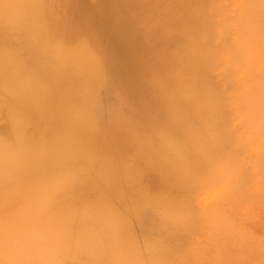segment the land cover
I'll use <instances>...</instances> for the list:
<instances>
[{"label":"bare ground","instance_id":"obj_1","mask_svg":"<svg viewBox=\"0 0 264 264\" xmlns=\"http://www.w3.org/2000/svg\"><path fill=\"white\" fill-rule=\"evenodd\" d=\"M219 1L220 0H214V4L217 3V5H212L213 0H208L206 2L204 0L205 3L203 2V0H91L88 2L83 0H0V139L14 142L18 144L22 150V163L20 169L8 177L1 176L0 178H3V180H9L12 179L13 176L15 178L17 175V179L21 180L22 175L25 174L28 178L24 182H22V180L19 181V192L23 190L26 193L28 191L30 194L32 193L34 195L33 198L32 196H28L31 197L30 199L32 200H23V202H20L16 197L18 191L14 192L13 189H8L9 186L6 187L7 189L4 191H2L3 189L0 190V218H3L2 220H0V259L2 260V264H9L3 263L4 261L12 262L13 264L14 262L15 264H99V262L101 261L100 263L103 264L102 262L104 260L109 262L108 264H120L121 262V264H123L124 261L127 259H123L125 257L119 256V253L122 252L121 255H123V253L129 255V253L132 254L134 250L136 252H134L132 255H129V258H131L133 255L134 256L131 258L132 260L130 259L131 262L127 260V264H129L128 262H130L131 264H133V262L134 264H138L137 262L142 260L144 257L146 261L149 259H147V256H149V254L146 255L147 253L139 255L137 252L138 250H136V247L137 249L139 247H143L141 249H146L148 252L156 250L154 248L158 246V244L160 243L159 241L161 239L164 240V237L162 236L164 230H168L170 224H172V220H174L172 218H174V216L176 215L178 216L179 214V211L177 212L178 214H176V210H178L181 206L179 208H176V204H182L183 207H185L184 203H187V200H189V195H191L192 193V191L190 190L192 186L190 187V185H193V182L194 185L196 182H198L200 186L202 184H206V179H204V181H200V179H198L199 176H194V174L196 173H192V171H199V168L201 166H209L211 161L208 159L210 161L208 162L207 158L204 157L205 155H203V152L205 147L211 143L210 141L215 137L217 131L219 132L220 130V132H222V130L224 129L227 130V125H222L223 120L226 117L228 118V116L233 114V112H236V114H233L234 116L239 113L238 111H240L242 114V112L244 111L243 107H246L247 103L249 105L251 103L252 104L251 106L246 107L250 108V110L245 109V112L248 110V112H250L253 109L254 111H258V114L262 113L260 111L264 112V106L259 105L261 103L262 98L264 100V94H261L263 93L262 89L264 87V84L262 83V87L261 82L258 81V83H260L259 85L261 86H258V84L255 85L256 82H254L258 80V78L259 80L261 78L263 79L264 76L262 77L259 74L260 77L257 75L258 77L256 76L257 78L255 80L253 76H255L254 74H256V72H253L255 69L252 70V68L255 67L256 64L258 65V67H260L258 72L262 71L261 69L264 68V61L259 58V56L263 57L264 48L261 47L262 44H260V42V45L257 44L260 39H257L258 41L255 39V37L258 36L257 34L263 36L264 32L258 33L257 30H259L260 27H254L256 25V21L255 24L253 21L255 19L254 16L256 15H254L253 12H258L260 15L261 12H259V10L263 11L264 6L262 7V5H260V7L258 5L257 7L260 8H258L259 10L256 11L257 7H255V5H253L252 3L257 4V0L256 2H254L255 0H251V3L250 0H243L246 2L245 5H243L241 2V4L243 5H241V12H248V14H246L247 17H245V14L239 13L245 17L242 18V20L244 19L245 22L247 21L249 23L245 24V26H243L244 20H241L242 16H240L239 14V16L229 15L231 17L230 19H233V21L235 17L234 22L237 21L240 24L242 21L241 27H245L247 30L246 31L245 28L241 29L240 25L237 27L238 24L236 23L237 25L235 27H237V29L234 27V30L236 31H234L236 33V37H234L237 38V40L241 39L243 37L242 35H244L245 32H248L247 34L245 33V37L247 38V36L251 32L250 36L243 43H240L243 38L239 41L240 45L238 44V47L236 48L240 49V53L237 51L236 48H234L235 51H237L236 53H238L237 57L235 58L236 53L233 50V47H231V44L234 43L232 46H237V44H235V40L230 39L232 35L229 36V30L226 29L227 27H229L228 23H226L227 25L224 24L227 19H223L225 17L227 18L228 15L224 16L223 18L221 17V15L228 13L225 11L228 9H224V6L227 3L224 5L223 0V3H221L223 7L222 10V8L218 9V7H220ZM229 1L231 2L232 0H228V4ZM248 2L251 8L249 7ZM261 2L259 1L258 3L263 4L264 1ZM231 3L233 4V2ZM206 4H208V7H210L209 5H211L212 10L207 11L206 8L208 7H206ZM251 4L253 6H251ZM213 6H216L215 9L217 8L216 13H213L215 11ZM228 7L230 9V6ZM238 7H236V9L234 7L235 11L238 10ZM248 7L249 9H252L253 7L255 10H248ZM221 10L222 13L217 12ZM223 11H225V13H223ZM263 13L264 12H262V14ZM216 14L220 18H222L221 20L223 22L219 20L220 23H223L225 25L224 27V25L222 24L221 28L218 25V21V24H216L217 28L219 26L220 30L226 29L225 31H228L226 35H223L224 30L220 32L221 36H224V38L222 39L226 41L224 42L226 46L223 45L224 40L222 41V43H220V41L222 40L220 39L221 36L218 41L219 43H215L216 39L212 38V36L219 37V33V35L217 33H214L216 35H214L213 33L210 34V31L217 32L215 29L216 25H214L215 23H212V26L209 25V28L214 26L213 28L215 31H213V28H211L212 30H209V28L207 29V22L210 24V21L213 20ZM250 15L254 17H251L252 21L250 20ZM259 15H256V18H258V20L260 18L263 21L264 16L262 17ZM237 16L240 20L236 18ZM247 18L249 21L246 20ZM217 19L218 18L215 17V20ZM262 21H260V24H258L257 22V26L262 25ZM246 25L250 26V28H248L249 31ZM241 30H245V32H241ZM263 30L261 29V31ZM255 31L257 34L255 33ZM200 34H205V36H200ZM238 34L241 36V38L237 37L239 36ZM252 34H255V36H252ZM206 35L210 37H208L209 40ZM260 35L258 37L261 38ZM205 37L207 38V40ZM228 38L230 42L232 40L231 44L227 43ZM262 38L264 41V36ZM210 39H213L211 41L212 43L209 42ZM248 40H250V44H253V46L249 44ZM252 40H254V43L252 42ZM227 44L229 47L227 46ZM254 44L258 46L255 47ZM229 49H232V51H230V53L232 52L230 54L231 61L229 60V62H234V58L236 59V61L239 59L238 61H242L240 65L242 67L245 64L244 60L240 58L243 56V54L241 56L242 52L245 53L244 55H255V57L252 58L253 61L251 59L252 56L247 59L248 62L250 61L252 63L251 68V63L249 65V63H247V61L245 60V62L249 65V69L248 67H244L246 68V71H248L244 72L241 77L244 78L245 75V83L248 82L246 79L250 78L249 80H254L252 81L254 82V84L252 82L251 83L254 85L255 88L252 85L249 86L250 84L247 83L249 87L247 86L245 90L250 88L252 92H257V94L259 93V97L256 96V94L254 93H250L249 99L253 97V100H255L250 102L248 98L245 99L246 96H249V94L246 95L247 93L244 91L245 93H243L242 98L245 100H240V103L242 102L241 106L243 105V107H241L239 103L238 106L237 104L235 105V103L231 102L232 109L233 107L235 108V106H237L240 109L242 108L243 110L241 109V111L239 108L236 107L235 109H237L238 111L235 109L234 111L232 110V113H230L229 111L230 114H224L225 116L228 115L225 117L223 116V114L221 115L220 112L222 111V109L224 110L226 108L224 105H222L224 102L222 100L225 99V96H223L225 95L223 94L225 92V89L223 88L224 92L222 93L223 95H221L223 99L219 98V93V96L214 94V85L212 87L211 83H217L218 81L215 80L216 82H213V80H210L213 75L210 69H214V66L221 63L222 60L220 59H223L221 58V55H229V53H227L229 52ZM219 52H221V54H219ZM256 56H258V59L256 58ZM219 60L220 63L218 62ZM254 61L256 64H253ZM229 62L227 64L228 66H230ZM260 62L262 63L260 64ZM235 63L240 64V62ZM242 63L244 64L242 65ZM222 64V67L224 68L227 66H225V63L223 62L220 64V66ZM238 64L237 67L239 69L240 66H238ZM247 64L245 66H248ZM224 68L223 72H226L225 74L227 75L228 71H224ZM232 69V66L227 68V70L231 71V73L233 72ZM237 70L235 72H237ZM223 72L222 75L221 73H219L220 76H224ZM248 72H250L249 76L253 77L252 79L248 76ZM218 73H215L213 78L216 77ZM231 75L233 74H229L230 78H232ZM246 75L248 76V78ZM233 76L235 77V75ZM224 78L221 77L224 82H227V80H229H226ZM243 78L236 79L238 81L240 79L243 82ZM232 81L230 79L227 84L225 82V84L229 85L230 88H227V86L224 85L227 88L226 90L229 89V94L232 93V91L234 90L232 87H235V82H238L233 80V78ZM241 84L238 83L239 87H237L239 89L241 88ZM256 86H258L259 89ZM237 87H235L236 89L233 92L237 93L243 90H238ZM216 89L218 88H215V91L218 92L219 90ZM222 91L220 90V92ZM234 94L229 95L230 97L232 96V101L234 99L233 102H239V100H237L238 96L236 98L233 97L237 94ZM241 94L238 97L239 99H241ZM214 95L216 97L218 96V99H216ZM256 97L258 98L256 99ZM217 100L220 101V106L219 102L217 106ZM256 100H259L260 103ZM214 102L216 103V105L214 104ZM254 102H256V104ZM263 102L261 104H263ZM224 104L226 105V101ZM254 104L255 107H253ZM258 105L262 106L260 107L261 109L258 108ZM213 106L215 108H212ZM218 107L219 109L216 112H220L219 115L217 113L212 112L213 109L216 110ZM231 108L229 110H231ZM226 111H228L227 108L226 110H224V113ZM248 112L246 113L247 115ZM255 113H251V115L254 116ZM241 114L239 113L238 115L240 116ZM217 115L218 117H216ZM247 115L245 116L246 118L250 116V114L248 116ZM213 116H215L216 119H219V123L214 122L215 124H217V126L221 125L219 130V127L217 128L212 123L215 120ZM209 117H213V120H211V118ZM221 117H224L222 118V123L220 120ZM237 117L238 116L232 117L233 119L236 118L238 120L235 125L231 123L235 127L237 126L238 122H242L240 121L241 119L239 120ZM260 117L263 118L261 122L259 121V117L258 119L255 117L257 123L255 121V123H250L253 122L251 120H255L251 119L250 117L247 118L250 119V121L247 120V122L245 119H243V116L241 117L242 120H245L243 122H246L247 124L249 122L250 124H248L249 126L247 125V129H245L246 123L243 124L242 122L240 124V126L243 125L241 126L242 130L245 127V130L249 129L250 131L245 132L248 134L251 133L249 135L250 137H245L247 138L249 147L250 145H253L255 147L257 146L256 148H258L260 146L259 144L262 145V141L264 140V138L263 140L262 138L258 140L256 139L260 136V134H263L264 136V132L260 133L261 130L264 131L263 129L260 130V128H264V126L254 127V124L264 125V115L261 114ZM202 119H205L206 125L203 124V122L205 121H203ZM206 119H209V121L207 122ZM233 119L230 118L231 121ZM226 122L224 124H226ZM207 123L211 124L212 127H216L215 130L217 129V131L213 130L216 133L215 135H213L212 139L211 134L213 132L209 130L211 126L209 125V127ZM251 124L253 125L254 131ZM228 126H230V124ZM235 127H232V129H234L233 131L237 129L235 133L231 132V127H228L229 130L227 131H230V134L228 133V138H230L229 136H231L232 133L234 134L231 136L234 137L231 138L233 140L235 139V136L240 135V132H238L239 130L241 131L242 135L246 134L245 132H242L241 129H238V127ZM255 128L257 129V131ZM253 132L258 134V137H256V134H254ZM224 134L219 137H215V139L217 138L215 143H221L223 141V143L220 144L223 146V148L222 146L220 147L215 143V145L210 144L213 150L215 148L216 151H220V158L224 157V154H227L229 150L227 149V151L225 152L226 149L224 147L231 148V145L235 144L237 140H240L241 142L238 143L237 141V144L242 145V142L244 144L247 143V141H241L242 139H244L242 138V136L239 137V139L236 138V141H234L233 143L231 139L227 138L226 140L225 136L227 137V134L225 136ZM206 135L208 138L206 137ZM252 136H255V139H252ZM161 137H171L172 139L177 141L181 145L180 153L174 157L163 153L158 146V140ZM203 138L206 139L205 142H207V139H211L210 141L208 140L210 143H206V145L203 142ZM259 140L260 142L258 144ZM226 141H229L227 142V145L230 143V146L228 145L229 147L227 145H224L226 144ZM249 141L251 142V144L249 143ZM256 142L257 144L255 145ZM244 144L241 146L242 149L240 147L242 151H244L243 149H245ZM149 145H151V147ZM248 146L246 147L247 151L245 150V153H247L248 155L250 153H253L255 155L254 152H256L257 150L254 151L255 149H252V151H248ZM217 147L220 148L218 149ZM208 148L212 150L210 147ZM208 148L206 147V150H208ZM221 148L225 150L223 151ZM233 149H230L233 151L229 150V153L234 152L235 154L237 148L236 150L235 148ZM210 150H208V153L210 152ZM241 150L237 152L238 154L240 153L239 155L244 156V152H242L241 154ZM260 150L261 149H259L258 152H260ZM216 151L214 150L216 155H213V157L215 156V159H217ZM223 152L225 153L222 154ZM205 153L207 152H204V154ZM211 153L212 152H210V154L208 155L210 156ZM260 153L262 154L263 152L261 151ZM228 154L224 158L229 159V162L231 159H233L231 160V162H234L235 155H233V153H230L229 156ZM247 154H245V156ZM259 154H257L259 157H257V155L256 157L252 154L250 155L252 156L253 160H255L254 158H256V160L260 162L261 157L264 158V155L260 154V157ZM228 156H233L234 158L231 157L230 159ZM210 158L212 159V155ZM258 158L260 160H258ZM226 159L220 160L223 162ZM205 160L207 163H205ZM256 160L254 163L257 164L258 162ZM263 161L264 159L261 162ZM222 162L219 163L223 164L224 166V162ZM236 162L237 161H235V163ZM247 162L248 160H246V163ZM215 164L216 163L214 162L212 163V165ZM218 164L214 166L215 169H213L214 167L210 164L211 167L209 166L210 169L208 168V171L211 170V174H208V182L206 181L209 184H207L208 186L203 185V187H207L206 189H213L214 187L217 188L218 185L216 184V181L218 180V178L219 180L222 179L221 181L223 185L224 183L228 184H226L224 190H227V186L231 190L234 188L233 192L236 191L235 188L237 189V187H244L239 182V185H236V187L233 184L237 181L242 182V180H239V178L237 180L236 178L239 176L243 177V174H245L246 172L244 170H247V168L248 170H250L248 167L249 165H247V168H244V170H239V176L237 174L235 175V171H238V169L236 168V170H234L232 173L229 172V174L231 173L230 175L233 174V178L231 176L229 177H231L232 179H234L235 177V181L232 183V179H230L231 181H229V177H227L226 175L224 176L225 173L221 174L220 172H218V174H220L216 175V171L222 170L221 172L223 173L226 169H228L225 166L221 169ZM252 164L253 163H251V165ZM259 164L258 166H260ZM232 165L236 166L234 163L230 164V169H228L227 171H232L231 168L234 167ZM216 166H218V170ZM238 168L242 169L243 167L239 164ZM261 168L262 166H260V168L258 167L257 169L254 167L253 169L255 171L253 173L255 174L256 171L257 173H260V171L262 172ZM32 171L35 172L34 175ZM212 171H215L216 174H212ZM237 171L236 173H238ZM260 174L264 175V172ZM222 175L224 177H227L228 181L225 180ZM248 175L249 174L247 172L244 177L247 178ZM214 176L220 177L215 178ZM249 176L251 177L247 179H251L255 175L252 176L250 174ZM209 177H211L212 180L211 178L209 179ZM196 178L197 180H195ZM261 178L263 179L264 177ZM253 179L254 178L249 180V182L253 181ZM191 180H193V182ZM257 180H255V182L253 181V183H256L255 185L258 188L257 182H259L260 180ZM212 181H214V183ZM247 181H245V183L242 182V184L246 185L248 183L247 185L249 186L250 183ZM212 183L216 186L212 185ZM209 185L212 186L209 187ZM229 185H231V187ZM213 190H215V188ZM238 190L241 189L239 188ZM261 190L264 194V190ZM228 192L229 194L231 193V191ZM228 192L226 193V191H223L224 194L226 193L224 195L225 197L226 195H228V198H230L231 196L233 197V199L237 198L233 196V192V194H231L230 196ZM253 193L251 192L250 194L253 195ZM262 193L259 195H262ZM244 196H246V194H244ZM255 197L256 196H254V198ZM228 198L226 197L227 203L233 201L232 198L231 200L229 199L230 201L228 200ZM255 199L256 201L258 200L257 198ZM262 200L263 199H261L260 203L264 204V201L262 202ZM37 201H43L47 203L49 206V216L52 219L60 222L61 229L59 242L55 246V248L47 251H36L26 253L21 252L14 245L13 239L17 231L26 223L28 219V216L26 214ZM246 202H244V204ZM239 204L240 203H238L237 205ZM249 204L247 205V208L250 207ZM187 206H189V204ZM193 207L194 206L190 207V210L189 207H186L185 210H194L196 211V213L198 211L200 212L201 208H199V210H195L196 207ZM206 208H208V206H206ZM181 209L182 208L179 209L181 213L179 214L178 219L181 222H184V224H181L184 226V228H186V230H188V228L193 224L197 226H191V230L192 228L195 229V227H201V229H203V226H209L208 223H211L210 230L213 226L214 231L212 229L211 232L213 231L214 234L216 232L221 231V235H223L224 231V233L227 232L226 230H224V228L227 229L228 227L229 229V226H227L229 223H227V221L231 219L229 217V219L227 220L229 214L227 215V213L224 212L223 214H226L227 216L221 215L220 213L221 211L223 212V210L218 209L217 206L216 208L214 207L212 209V212L216 213L217 216H219L218 218L214 216L216 214L209 212V209L207 210L202 208V211L206 212H200V214L202 213V216H200V214L198 213L199 219H202L200 222L199 220L196 221V219L198 218L195 219L193 218L194 216L190 217L189 212H187V214L186 211L182 209L186 213L184 216V213H182ZM215 209L218 211H216ZM173 211H175V213H171ZM218 214L224 217H221ZM248 214H250L251 217L252 212ZM181 215L184 216V218L186 216L190 219L192 218L191 221H193V224H191L190 221L186 223V221L190 220L188 218L186 220H184L183 218L184 221H182V218L180 219V217H182ZM207 215L211 216V221L213 219L215 223L217 221L216 219L219 220V223L220 220L223 221L226 219L227 221H225L227 223V227L224 225L225 227L218 226V228V222L216 223L217 225H214V222H208L207 220H209V218H207ZM220 217L221 219H219ZM249 218L247 217V219ZM178 219L176 218V221L173 223V225L177 222ZM259 220L258 222L261 223L262 220L260 218ZM194 221L196 222V224L194 223ZM231 221L234 224V221L230 220V223ZM178 223L175 225L174 228L171 226V229H173V231L178 230L176 229L178 228ZM199 223L206 224H203L201 226V224ZM253 223L255 224V226L257 225L255 221ZM222 224L224 223L221 222L220 225ZM231 224L230 227H233L231 226ZM182 225L179 224V226ZM183 226L181 228H183ZM205 227L203 230L206 229L209 231V228L207 229ZM236 227L240 226L237 225ZM135 229L139 230H137L140 234L139 237L137 231H134ZM171 229L169 230L170 232ZM131 230H133L134 233L136 232V235L138 237L136 239H138L137 241L140 244L139 246L136 245L137 241L135 240L134 233L132 235L133 231ZM179 230L177 231L176 236H179ZM196 230L197 229H195V231L193 230L194 232L192 231L191 235H193V233L195 235V233L199 231ZM234 230L233 232H235V235H239L237 231L239 229ZM246 230H248V227ZM158 231H161V235L158 234ZM169 231L167 233H169ZM229 231L232 230L230 229ZM204 232V235L202 237L205 236ZM110 233L112 234L111 236H109ZM153 233H156L157 237H159V235L162 236V238L159 237L158 244L157 242H155L157 241V239L154 240V242L156 243L155 246H152L151 244L153 242V238L150 235ZM182 233V235L180 233L182 237L183 235L187 234L186 232L184 233L183 230ZM198 233H196V235L199 237ZM254 233L256 234V232ZM174 234L172 235V237H174ZM189 234L190 232L187 235L188 237L186 236L184 238L180 236V238H177L179 240H177V242H175L176 240L174 241V237L172 240L174 241V243H172L171 240H168L171 241L170 243L174 245L180 242L181 244L179 243V245L182 246V244L187 243L186 239L190 240ZM209 234H206V238L210 237ZM227 234L228 233H226L225 235L229 239V234ZM245 234L246 233L244 231L241 232L240 237H238L240 242L242 239L246 241V239L244 238L246 236L247 240H251V238L249 237L250 234ZM121 235L125 236L122 237ZM216 235L217 234H215V237ZM242 235L245 236L242 238ZM149 236L152 238V240H150ZM258 236L261 235L259 234ZM198 237L195 238L199 240L200 238ZM118 238H120L121 243L123 240L125 242L128 241L127 243H129V240H127V238H129V244H131V246L133 247L135 245V249L133 247H129V244L125 243L129 248H131V250H127L126 252V249H128V247L126 249L123 248L125 247V244L123 247H121L123 243L121 244L119 241L117 242V240H119ZM195 238L193 237L192 239ZM231 238H233V236H231ZM203 239H205V237ZM228 239L226 240L228 241ZM235 239L237 240V237ZM235 239H229V241L232 240L233 242L235 241ZM141 240L144 245H142L143 243L141 242ZM165 240H167V238ZM168 240L167 242H169ZM211 240L215 241L214 238H212ZM224 240L225 239L222 240L221 244H223V242H226V240ZM199 241L201 242V239ZM202 242L205 243V241ZM217 242L219 241H215V243ZM232 242H228L230 246L233 245L230 244ZM162 243L165 244L164 241ZM190 243H192V241ZM226 243L224 244L226 245ZM246 243L247 241L244 242V245L245 249L247 250V248H249L250 246H248V243V245L246 246ZM107 244H109V246ZM167 244L168 243H166L165 245ZM187 244L189 245V243ZM207 244L209 245V243ZM240 244L241 243H238V246ZM170 245L171 244H169V246ZM177 245L176 247L179 248L180 253L186 254V248L184 250V246L179 247V245ZM196 245L199 246L200 244L196 243L194 246ZM201 245L204 244L201 243ZM201 245L199 246L200 248L197 246L193 249L199 248L200 253L203 254V252L201 251L204 246L201 247ZM225 245L223 246L225 247ZM234 245L231 248H235ZM117 246H119L121 249H119ZM167 246L166 248L169 249V247ZM241 246L242 245H240V247ZM112 247L113 250L115 249V251L119 250V253L116 251V254H119L118 256L114 254L115 251L112 253ZM115 247H117V249ZM164 247L165 246H163V248ZM209 247L211 248V246ZM240 247H238V249H240V253L238 252L239 256L236 255L237 258L235 259L237 260V262L232 261L237 264L238 259L241 256L243 257V252L245 253V249H242L244 251H241ZM175 248H173L174 252ZM236 248L233 250L234 253L237 250ZM132 249L134 250L132 251ZM217 249L218 247L215 250ZM179 250L177 251L178 253L176 252L177 254L175 253V257H179ZM210 250H212V248ZM109 251H111L112 254H109ZM147 251H144V253ZM219 251L221 252L222 249ZM247 251L249 252V250ZM161 252L165 253V251ZM174 252H172V255H174ZM189 252L191 251H188V254H190ZM213 252L212 254L214 261L216 258H214L215 252ZM135 253L137 254V256L135 255ZM84 254H86V257L83 256ZM221 254H219L220 257H216L223 260V257L221 258ZM246 254L248 253L246 252L245 255ZM58 255H60V257L62 255V257L59 258ZM230 255L232 256L234 254ZM108 256L109 258L107 259ZM183 256L184 254H182V257H179V259H182ZM207 256L208 255H206V257ZM246 256L245 261L243 260L244 257L240 258V260L242 259L244 262H246ZM134 257L135 259H133ZM139 257L142 258L140 259ZM152 257L153 253L150 259ZM178 257L177 259H175L178 260ZM164 258L165 257H163V259ZM171 258L170 263H176L174 262L175 260L173 261V259ZM207 258L210 259L209 256ZM234 258L230 260H233ZM58 259L60 260L58 261ZM150 259L147 261L148 264ZM189 259L191 260V258ZM225 260H223V262L221 263H227L225 262ZM242 260L241 262H239L240 264L243 263ZM105 261L104 263L107 264ZM143 261H141L142 263H139L146 264V261ZM160 261L162 263V260ZM192 262L193 261H191V263ZM207 262L205 263L208 264L212 261H209L208 263ZM259 262L262 263V259L261 261L259 260ZM154 264L157 263L154 262ZM178 264L186 263H184L183 260V262H178ZM216 264H220V262Z\"/></svg>","mask_w":264,"mask_h":264},{"label":"rangeland","instance_id":"obj_2","mask_svg":"<svg viewBox=\"0 0 264 264\" xmlns=\"http://www.w3.org/2000/svg\"><path fill=\"white\" fill-rule=\"evenodd\" d=\"M83 1H87V2H88V1H91V0H83ZM206 1H208V0H205V2H206ZM209 1H210V0H209ZM245 1H246V0H245ZM245 1H243V0H236V1H235V0H232L231 2H233V4H232L230 1H229V4H228V0H224V3H223V0H222V1L220 0V1H219V3H220L219 6H220V7L217 6L218 9H219V8H220V9L222 8V10H223V7H222V4H221V3H223L224 5L227 3L228 6H230V9H229V7L227 6V4H226L225 6L223 5V6H224V9H226V8L228 9V10H225V11L228 12V13L226 14L225 11H223V13H225V14L221 15V17L223 18L224 16L228 15L227 18L225 17V18H223V19H227L226 22L224 21V22H225L224 24L227 25L226 23H228V26H229V27L226 26V27H227L226 29L229 30V34H230V35H229V34H228V35H229V36H231V35L233 36V37L231 36L230 39L236 41L235 44H237V46H236V45L232 46V45L234 44V43L231 44L232 40H231V42H230V41H229V38L227 39V40H228L227 43H230V44H231V47H233V50H234V51H235L234 48L238 47L239 41L243 38V39L240 41V43H243V42H244V41L250 36V33H251V32H250L249 35H248L247 38H246V37H245V33H246L245 30H246V28L243 27V28H245V30H241V32H245L244 35H242L243 37L241 38V36L238 34L239 36H237V37H240L241 39L238 38L239 40H237V38H235V37H236V36H235V35H236V33H235L236 31L234 30V27L238 24L237 27L240 25V28L243 29V28L241 27V23H242V21H243L244 19L242 20V18L247 17L246 14H248V12H246V11L243 12V13L241 12V5H242V4L245 5V4H246ZM259 1L261 2V1H264V0H257V4H255V3H252V4L255 5V7H257L258 5H259V6L262 5V7H263V6H264V2H263V4H261L262 2L259 4V3H258ZM203 2H204V0H203ZM205 2H204V3H205ZM215 2H216V1H215ZM241 2H242V4H241ZM244 2H245V3H244ZM252 2H253V1H252ZM254 2H256V0H255ZM208 3H209V2H208ZM250 3H251V0H250ZM231 4H232V5H231ZM234 4H235V5H234ZM236 4H238V5H236ZM252 4H251V6H253ZM207 5H208V4H206V7H208ZM212 5H217V3L214 4V0H213V4H212ZM243 5H242V6H243ZM248 5H249V2H248ZM203 6H205V5H203ZM209 6H210V7H208V8L205 7L207 11L212 10L211 5H209ZM238 6H239V7H238ZM215 7H216V6H215ZM215 7L213 6V8H214V10H215L213 13H216V9H217V8L215 9ZM231 7H232V8H231ZM234 7H235V9H236V7H238V10H240V11H238V10L235 11ZM249 7H250V5H249ZM249 7H248V10H251V11H252V9H253V11L255 10L253 7H252V9H249ZM260 7H261V6H260ZM260 7H257L256 11H258V10H259L258 8H260ZM209 8H210V9H209ZM242 8H243V7H242ZM250 8H251V7H250ZM231 9H233V10H231ZM261 9H263V8H261ZM222 10H221V11H217V12H218V13H219V12L222 13ZM242 10H243V9H242ZM246 10H247V9H246ZM248 10H247V11H248ZM211 12H212V11H211ZM237 12H238V13H237ZM249 12H250V11H249ZM259 12H261V14H262V12H264V10H263V11H260V10H259ZM213 13H212V14H213ZM239 13H241V14H245L246 16L244 17V16H242V15L239 14ZM253 13H254V15H255V14H256L257 16L259 15L258 12L256 13V12L254 11ZM238 14H239L240 16H242V17H241V20H242V21H241L240 24H239L237 21L234 22V21H235V17H234V21H233V19H230L231 17L229 16V15L236 16V15H238ZM251 14H252V13H251ZM261 14H260L259 16H262V17H263V16H264V13H263L262 15H261ZM213 15H214V14H213ZM239 15H238V16H239ZM256 15H255L254 17H255V19H257V20H255V19L253 20V21H254V24H255V21H256V25H255L254 27H258V28L260 27L259 30H257V29H255V30H257L258 33H262V32H264V30H263V27H264V22H263V21H264V20L262 21V19L259 18V20L262 21L263 24H262V23H261V24H262L263 26H262V25L257 26L258 24H260V21L258 20V18H256ZM204 16H205V15H204ZM208 16H209V15H208ZM208 16H207V19H208ZM210 16H211V14H210ZM238 16H237L236 18H238ZM248 16H249V15H248ZM212 17H213V16H212ZM215 17L218 18V19L215 20ZM215 17L213 18V20L210 18L213 22L210 21V19H209L210 24L207 22V24H208V25H207V26H208L207 29L210 27L209 25H211L212 23H215L214 25H216V24H218L217 22H218L219 20H220L221 22H223V21L221 20L222 18H220L217 14H216ZM228 17H229V18H228ZM251 17H253V16L250 15V20H251ZM254 17H253V18H254ZM248 18H249V17H248ZM248 18H247L246 20H248ZM253 18H252V19H253ZM228 19H230V20H228ZM263 19H264V18H263ZM231 20H232V21H231ZM238 20H240V19L238 18ZM207 21H208V20H207ZM215 21H216V22H215ZM220 21H219V24H218V25L221 27L223 23L221 24ZM248 21H249V20H248ZM251 21H252V20H251ZM251 21H250V24H251ZM258 21H259V22H258ZM257 22H258V24H257ZM229 23H230V25H229ZM236 23H237V24H236ZM247 23H248V22H247V21L245 22V20H244V22H243V26H245V24H247ZM224 24H223V25H224ZM231 24H233V25H231ZM248 24H249V23H248ZM252 24H253V23H252ZM254 24H253V25H254ZM212 25H213V24H212ZM212 25H211V26H212ZM225 25H224V27H225ZM219 26H218V28H217V25H216V27H215V29H216L217 32H212V31H210V34H212V33H213V34H214V33H217V34L219 33V34H220V35L218 34L219 37H217V36L215 37V36H212V35H211L212 38H214V39L217 40V41L215 40V43L219 41V38H220V36H221V33H220V32H222V31L224 30L223 32H224L225 34L223 33V35H226V33L228 32V31H225L226 29H222V30H220ZM246 26H247V25H246ZM248 26H249V25H248ZM248 26H247V29L250 28V26H249V27H248ZM213 27H214V26H213ZM213 27H211V28H213ZM224 27H223V28H224ZM230 27H231V28H230ZM232 27H233V29H232ZM237 27H235V28L237 29ZM254 27H253V28H254ZM211 28H209V30H210ZM221 28H222V27H221ZM251 28H252V25H251ZM205 29H206V27H205ZM205 29H204V30H205ZM261 29H262L263 31H261ZM211 30H212V29H211ZM250 30H251V29H250ZM205 31H206V30H205ZM207 31H208V30H207ZM213 31H215L214 28H213ZM230 31H232V32H230ZM234 31H235V32H234ZM246 31H247V30H246ZM248 31H249V29H248ZM259 31H260V32H259ZM208 32H209V31H208ZM233 32H234V33H233ZM237 32H238V31H237ZM241 32H240V33H241ZM253 32H254V31H253ZM231 33H232V34H231ZM238 33H239V32H238ZM247 33H248V32H247ZM247 33H246V34H247ZM255 33H256V31H255ZM206 34H208V33H206ZM210 34H209V35H210ZM256 34H257V33H256ZM263 34H264V33H263ZM201 35H202V36H205V34H204V35H203V34H200V36H201ZM214 35H216V34H214ZM253 35L255 36V34H252V36H253ZM257 35L259 36L260 34H257ZM206 36H207V38L209 37L208 35H206ZM229 36H228V37H229ZM234 36H235V37H234ZM258 36L255 37L256 40H257V39H258V40L260 39V41L257 40V41H258L257 44H258V45L262 44L261 47L264 48V46H263L264 41H263V38H262L264 35H263V36L260 35L261 38L258 37ZM244 37H245V38H244ZM205 38H206V37H205ZM207 38H206V40H207ZM209 38H210V37H209ZM209 38H208V40H209ZM222 38H224V36H223V37L221 36L220 39H222ZM225 38H226V37H225ZM250 38H251V37H250ZM212 40H213V39H212ZM212 40L210 39L209 42L212 43V42H211ZM223 40H224V39H222V40L220 41V43H222ZM261 41H262V42H261ZM224 42H226V41H225V40L223 41V45L226 46V45L224 44ZM248 42H249V44H250V40H248ZM252 42L254 43V40H252ZM259 42H260V44H259ZM213 43H214V41H213ZM218 43H219V42H218ZM255 43H256V42H255ZM230 44H229V45H230ZM239 45H240V44H239ZM250 45H251V44H250ZM258 45H255V44H254L255 47L258 46ZM227 46H228V44H227ZM251 46H253V44H252ZM228 47H229V46H228ZM231 47H230V48H231ZM225 48H227V47H225ZM236 49H237V51L239 52L240 49H238V48H236ZM227 50H228V49H227ZM230 51H232V49H229V52H227V53H229V55H221V58H223V59H220V58L218 57L220 60H222L221 63H222V62L225 63V66L228 64L229 60L231 61V59H230V54H231L232 52L230 53ZM234 51H233V52H234ZM237 51H235V53H236ZM241 52H242V51H241ZM239 53H240V52H239ZM219 54H221V52H219ZM242 54H243L244 57L242 56ZM244 54H245V53L242 52V53H241V56H242V57H240V58H242V60H244V63H245V64L242 63V65L244 64L243 67L240 66V65H241V62H242L241 60L238 61V60H239V59H238V60L236 61L235 58H236L237 55H238V53H236V55L233 54V55H235V58H234L235 60L231 57V58L233 59V61H234V62H231L232 65H231V63L229 62L230 66L227 65V66L224 68V67H222L223 64L220 66L221 63H220V60H219L218 62H219L220 64L216 65V63H215L216 66H214V69H210V70H211V73H213L212 78H211L210 80H213V82H214L215 80H217V81L220 83V84H219L218 82H217L218 84H217V83H211L212 87H213V85H214V87H213L214 94H215V95H218V96H219V94H220L219 98H222V99H223V97H221V95L225 94V95H223V96H225V97H224L225 99L227 98L226 100H225V99H224V100L219 99V100L224 101L222 105H224V106L227 108V110H228V111H226L227 113H226V112L224 113V110H226V108H225L224 106H223V107L225 108L224 110L222 109L223 107L221 108L222 111H220V112H221V115L223 114V116H225L224 114H228V115H229L230 113H232V110L234 111V109L237 107V106H235V108L233 107V109H232V108H231V107H232V105H231L232 103H235V105L237 104L238 106H239V104H240V106H241L242 102L240 103V100H241V101H242V100L244 101V100L247 99V98L249 99V97H250V93H251V94L254 93V92L251 91L250 88L246 89L247 91L245 90V88H247L248 84H250L249 86L252 85L253 87H254V85H253L254 82H256L255 85L258 84V86H261L262 83L264 84V78H263V79L261 78L263 82L261 81V79L259 80V78H258V80H256V78L259 76V74H260L262 77L264 76V68H262V67L264 66V64H263V66L261 67V68H262V69H261L262 71H259V72H258V70H259L260 67H258V65L255 63V61L253 62V64L255 63L257 66L255 65V67H253L252 70L255 69L253 72H256V74H254L255 76H253V77L255 78L256 81H254V80L252 79V78H253L252 76H249V74H250V72H251V69H250V72H248V76L251 77L252 81H254V82H252L251 80H249L250 78H249V79H246V80L248 81V82H247L248 84L244 82V80H245V75H244V78L241 77V75L244 74V72H247V71H248V70L246 71V68L248 67V69H249V65H250V63H251L250 61L248 62L247 59L250 58V56H252L251 59L255 57V55L253 56V55H244ZM233 55H232V56H233ZM215 56H219V55H215ZM258 56H259V55H258ZM258 56H256L257 59H258ZM238 58H239V57H238ZM259 58L262 59V61H264V55H263V57L259 56ZM226 59H227V61H226ZM260 59H259V60H260ZM217 60H218V59H217ZM245 60L247 61V63H249V65L245 62ZM252 61H253V59H252ZM235 62H240V64L235 63ZM258 62H259V61H258ZM261 63H262V62H260V64H261ZM237 64H238V66H240L241 68L239 67V69H238ZM246 64H247L248 66H245ZM231 66H232V68H233V69H232V71H233L232 73H231V71H229V70H231V69L227 70V68H229V67H231ZM215 67H216V68H215ZM218 67H219V68H218ZM244 67H246V68H244ZM251 67H252V63H251V65H250V68H251ZM257 67H258V69H257ZM223 68L225 69L224 71H228V72H227V75L225 74L226 72H223ZM237 69H238V70H237ZM219 70H220V72H219ZM236 70H237V72H235ZM238 71H239V72H238ZM218 72L221 73V75H222V72H223V73H224V76H220V74H219ZM234 72H235V73H234ZM242 72H243V73H242ZM253 72H252V73H253ZM211 73H210V75H211ZM215 73H218V75H216V77L213 78V76L215 75ZM228 73H229V74H233V75H235V77H236L237 79H238V78H243V82L245 83V86H244V83H243L240 79H239V81H238L233 75H231L232 78H233V80L238 81V82H235V84H236L235 87H237V86L239 87L238 83H240V84L243 83V84H241V86H240V87H241L240 89H241V90L243 89V90H242V91H239V92H237V90H236L237 93H240V92L242 93V94L240 93V94H241V99L238 98V97L240 96V94H237V93L233 92V91L236 89V88L233 86L234 84L232 85V86H233L232 88L234 89V90L232 89V90H233L232 93L229 94V93H228V92H229V89L226 90L227 88H230V86H229V85H226V84L230 81V79H231V81H232V78L229 77V74H228ZM262 73H263V75H262ZM246 74H247V73H246ZM207 75H208V74H207ZM210 75H208V76H210ZM252 75H253V74H252ZM257 75H258V76H257ZM219 76H220V77H219ZM225 76H226L227 78H226ZM246 76H247V75H246ZM248 76H247V78H248ZM256 76H257V77H256ZM210 77H211V76H210ZM221 77H222V78L225 77L224 79H226V80L229 79V80H227V82L225 81L226 84H225L224 80L221 79ZM259 77H260V76H259ZM219 78H220L221 80H220ZM218 79H219V80H218ZM258 81L261 82V85H259L260 83H258ZM211 82H212V81H211ZM215 82H216V81H215ZM221 82H223V83H221ZM232 82H233V81H232ZM249 82H250V83H249ZM251 82H252L253 84H252ZM230 83H231V82H230ZM233 83H234V82H233ZM215 84H216V85H215ZM221 84H222V85H221ZM224 85H226L227 88H226ZM242 85H243V87H242ZM220 86H221V87H220ZM222 86H223V87H222ZM249 86H248V87H249ZM258 86H256V87L258 88ZM219 87H220V88H219ZM238 87H237V89L240 90ZM262 87H263V85H262ZM215 88H218V89H216V90H219V91H218V92L215 91ZM223 88L225 89V92H224V89H223ZM251 88H252V87H251ZM254 88H255V87H254ZM260 88H261V87H260ZM222 89H223V91H222ZM258 89H259V88H258ZM258 89H256V90H258ZM263 89H264V87H263ZM263 89H262V92H263V93H261L262 95L264 94V90H263ZM220 90H221L222 92H220ZM230 90H231V89H230ZM252 90H253V89H252ZM226 91H227V93H226ZM244 91L247 93L246 95L249 94V96H246L245 99L242 98V97H243V96H242L243 93H245ZM249 91H250V92H249ZM253 91H254V90H253ZM215 92H216L217 94H216ZM223 92H224V93H223ZM248 92H249V93H248ZM218 93H219V94H218ZM222 93H223V94H222ZM234 93L237 94V95H235ZM231 94H232V95H233V94L235 95V96H233L234 98H236V97L238 96V97H237V100H239V102H238V101H237V102H233L234 99H233V101H232V96H231V97L229 96V95H231ZM254 94H256V96L259 97V93L257 94V92H255ZM215 95H214V97H216ZM226 95H227V96H226ZM262 95H261V96H262ZM218 96L216 97V99H218ZM228 96H229V98H228ZM251 97H252V96H251ZM258 97H256V99H257ZM261 98H262V97H261ZM261 98H260V99H261ZM214 99H215V98H214ZM254 99H255V98H254ZM249 100H250V102L255 101V100H253V97H252L251 99H249ZM262 100H263V98H262ZM262 100H261V103L264 101V100H263V101H262ZM225 101H226V105L224 104ZM228 101H230V102H228ZM246 101H247V100H246ZM256 101H257V100H256ZM218 102H219V106H220V101H218V100L216 101L217 106H218ZM227 102H228L230 105H229ZM231 102H232V103H231ZM250 102H249V103H250ZM257 102H259V100H258ZM216 103L214 102L215 105H216ZM221 103H222V102H221ZM238 103H239V104H238ZM245 103H246V102H245ZM254 103L256 104V102H254ZM259 103H260V102H259ZM261 103H260L259 105L264 106V102H263V104H261ZM214 104H213V105H214ZM251 104H252V103H251ZM251 104L249 105V104L247 103L246 107L251 106ZM255 104H254L253 107H255ZM215 105H214V106H215ZM259 105H258V108L261 109L260 107H262V106H259ZM214 106H213L212 108H215ZM233 106H234V105H233ZM241 107H243V105H242ZM246 107H243V108H244V111L242 112V114H241L240 111H238L237 109H235V110H237V111L241 114L240 116L238 115L239 113H237V115L234 116L233 114H236V112H235V113L233 112V114L229 115L230 117H229L228 115H226V116H228V118L225 116L226 118L223 120V124H222V125H227V126H226L227 130L224 129L225 131L222 130V132H220V130H219L221 125L218 124V125H220V126H217V124L214 123V122L217 123V122L219 121V119L217 118V119H218V120H217V119L215 118V116H213V117L215 118V120H214L212 123H213V125H215L217 128L219 127V128H218L219 132L217 131V129L215 130L216 127H214V126L212 127L211 124H209L211 121H210L209 123H207L208 126H209V125L211 126V127L209 126V127H210L209 130L213 132V133L211 134L212 136L209 135V136H211V139H212L213 135H215V133H216V132H214V131H217V133H216L217 136L215 135V137H219V136L223 135L224 132H225L224 136L227 134V137L225 136V139L227 140L228 135L230 134V131L227 132V131L229 130L228 127H229V128L231 127V129H232V127H235V126H233L232 124L235 125V123L238 121L236 118L233 119L232 117H236V116H238L237 118H238L239 120L241 119L240 121H242V122L245 121V120H246V122H247V120L250 121V119H247V118H249V117H250L251 119H255V117L258 119V117H259V118H260V120H259L260 122L263 120V118L260 117L261 114L264 115V112H263V111H260V112H262L261 114H258V111H256V110L254 111V109L251 110L250 112H248V111L250 110V108H246ZM230 108H231V110H229ZM237 108H239V107H237ZM218 109H219V107H218L216 110L213 109L212 112H213V113H217L216 111H217ZM221 109H220V110H221ZM239 109H240V108H239ZM241 109H242V108H241ZM241 109H240V110H241ZM245 109H249V110L245 112ZM256 109H257V108H256ZM214 110H215V112H214ZM242 110H243V109H242ZM242 110H241V111H242ZM262 110H263V109H262ZM229 111H230V113H229ZM252 111H254V112H252ZM218 112H219V111H218ZM220 112L217 113V114L219 115ZM222 112H223V113H222ZM247 112H248V115L250 114V116H248V115L246 114ZM255 112H257V113H255ZM213 113H212V114H213ZM244 113H245V115H244ZM251 113H255V114H256V115L254 114L255 117H254L253 115H251ZM213 115H214V114H213ZM218 115H217L216 117H218ZM221 115H220V116H221ZM246 115L248 116L247 118L245 117ZM258 115H259V116H258ZM211 116H212V115H211ZM242 116L244 117L243 119H245V120H242V118H241ZM251 116H253V117H251ZM213 117H212V118L209 117V118H211V120H213ZM222 118H224V117H221V118H220L221 123H222ZM230 118L233 119V120L231 121ZM226 119H227V122L229 121L228 124H227V122H226ZM202 120L205 121V119H202ZM206 120H207V119H206ZM208 121H209V119L207 120V122H208ZM251 121H253V122H250V123H255V122H256V119H255V120H251ZM254 121H255V122H254ZM225 122H226V124H224ZM242 122H241V123H242ZM246 122H243V124H245ZM260 122H259V123H260ZM218 123H219V122H218ZM231 123H232V124H231ZM241 123H240V122L237 123V126H236V127H238V129H241V126H243V125L240 126ZM256 123H257V122H256ZM203 124L206 125V121L203 122ZM229 124H230V126H228ZM248 124H249V122H248ZM248 124L246 123V128L244 127L245 129H247V125H248ZM262 124H263V123H262ZM238 125H239L240 127H239ZM249 125H250V124H249ZM249 125H248V126H249ZM255 125H256V124H254V127H257V126H259V127L262 126V127H263V126H264V125H260V124H257L256 126H255ZM244 126H245V125H244ZM251 126H252V128H253V125H252V124H251ZM236 127H235V128H236ZM221 128H222V127H221ZM223 128H225V127H223ZM244 128H243V130L241 129L242 132H245V131H246V132H250L249 129H248V130H245ZM252 128H251V129H252ZM231 129H230V130H231ZM255 129H256V128H255ZM261 129L264 130V128H260V130H261ZM213 130H214V131H213ZM233 130H234V129H232L231 132L235 133L237 129H236L235 131H233ZM260 130H259V131H260ZM253 131H254V128H253ZM256 131H257V129H256ZM259 131H258V132H259ZM226 132H227V133H226ZM238 132H240V133H239L240 135H239V136H235V139H236V138L239 139V137L242 136V138H244V139H242V138H240V139H242L241 141H245V142L247 141V138H245V137H246V136L250 137L249 135L251 134V133L248 134V133L245 132L246 134L243 133L244 135H242V133H241L240 130H239ZM251 132H252V131H251ZM258 132H257V133H258ZM261 132H264V131L261 130L260 133H261ZM218 133H219V134H218ZM228 133H229V134H228ZM233 133H232V135H234ZM253 133H254V132H253ZM254 134H256V133H254ZM1 135H2V134H1ZM232 135H231V136H232ZM236 135H237V134H236ZM252 135H253V134H252ZM257 135H258V134H256V137H258ZM261 135H262V136H261ZM231 136H229L230 138H228V139L234 138V137H231ZM206 137H207V135H206ZM215 137H214L212 140H211V139H207V142H205L206 139L203 138L204 141H203V140H202V141H203L205 144H206V143L208 144V143L211 142L210 144L213 145V144L215 143L216 139H217V138L215 139ZM254 137H255V136H254ZM254 137L252 136L251 138L253 139ZM207 138H208V137H207ZM209 138H210V137H209ZM261 138H262V140H263V138H264L263 134H260V136H259L258 138H256V139L258 140V139H261ZM218 139H219V138H218ZM223 139H224V138H223ZM225 139H224V140H225ZM235 139H234V140L231 139L233 143H234V141H236ZM245 139H246V140H245ZM254 139H255V138H254ZM208 140H209V141L211 140V141L209 142ZM249 140H250V139H249ZM219 141H220V140H219ZM237 141H238V140H237ZM237 141H236V142H237ZM255 141H256V140H255ZM263 141H264V140H263ZM263 141H262V145L259 144L260 140L258 141V144L260 145V146H259L260 148H259V147L256 148L257 146L255 147V146H253V145H250V147H249V146H248V145H249V144H248V141H247V143H245V144L242 142V145H243V144L245 145V146H244L245 149H243L244 151L241 150V149H242V147H241L242 145H241V144H237L236 142H235V144L232 143L235 147H234L233 145H231V148H226V147H224L226 150H225V149H222L223 146L220 145V144L223 143V141H222L221 143H220V142H216L215 144L218 145V146H220V147L222 146L221 149H222L223 151L225 150V152L227 151V149L230 150V149H233V148H235V150H236V148H237V151L241 150V151H240L241 154H242V152H244V153H243L244 156L242 155L243 157H242L241 155H239L240 153L238 154L237 151H235V154H234V152H230L231 154L233 153V155H235V158H234L233 156H231V157L234 158V162H233V161H232V162H233L235 165H236L239 161L241 162V161L243 160L241 163L239 162L236 166L232 165V166H234V167L231 168L232 171H231V170H230V171H227L228 169H230V166H229V165H230V164H233V163L231 162V160H233V159H231V157H229V156H230V155H229V154H230V153H229V150H228L227 154L229 153V154H228V155H229L228 157L231 159L230 162H229V159L224 158V157L227 156V154H226L225 152H223L222 154L225 153L226 155L224 154V157L220 158V156H219L220 151L218 152V151H216V149L214 148V150L217 152V156H216L217 159H215V156L213 157V155H216V154H215V152H214V150L212 149V146H211L210 144H209L210 146L206 144V145H207L206 147H207V148L210 147V148L213 150V151H212V150H210V149L208 148V150H210V152H212V153L214 152L213 154L211 153V155H212V159L210 158L211 155H210V156L208 155V154H210V152L208 153V150H206V147H205V149H204V152H207V153L204 154V152H203V155H205L204 157H206L207 160L209 159V160L211 161V162H210V161L208 160V162H210L211 165H212L213 162L216 163L215 165H217L219 162H222L220 159H222V160L226 159V160H225L226 162H225V161H223V162H224V166H225L226 168H228V169H226V168H225L226 170L223 169V170H225L223 173L221 172L222 170H221V171H216L217 174L215 173V171H212V174L215 173L216 175H219L220 173H221V174H224V173H225L224 176H225V175H226L227 177L231 176V177L233 178V174H232V175H230V174H231L234 170L238 169V171L236 170L238 173H236V171H235V175L237 174V175L239 176V172H240L239 170H244V168H247L246 166L249 165L248 167H249L250 170H248V168H247L248 171H247V170H244V171H246V172H245V174H243V177H240V176L237 177V176H236V177H237L236 179L238 180V178H239V180H242V182L245 183V181L248 180L247 182H249V180H251L252 178H254L255 180H257V179L259 178V179L257 180V181L260 180L259 182H257V183H258V188H257L256 185H255L256 183H255V184L253 183V181L255 182V180L253 179V181H250V182H249V183H250L249 186H251V183H252V186H251V187H249V186L247 185L248 183H247L246 185H245V184H242L241 181H237V182H235V183H237V184H235V183L233 184V185H235V187H236V185H239V184H238V182H239V183H241V185L244 186V187H242V186H241V187H237V189L235 188V190H236L237 192L239 191L238 193H240V194H238L236 191L233 192V190H234L233 186H232V188H233L232 190H231L230 188H228V186H227V188H226L227 190H224V189H225V186H226L227 183H226V184L224 183V185L222 184V181H221L222 179L219 180V178H218V177L221 176V175H220V176H218V177H217V176H216V177L214 176L215 178H218V180L220 181V182H219V181L216 179V180H217V181H216V182H217L216 184L218 185V187H217V188L214 187L215 190H213V189H214L213 187H212L213 189H211V188L206 189L207 187L204 186V187H205V188H204L203 185L208 186L207 184H209V183H207V182H208L207 179H208V176H209L208 174H211V173H210L211 170L208 171V168L210 169V167H211V165L209 164L210 167H209V166H205V167H204V166H201V167L199 168V171H197V170H193V171H192V173H196V174H194V176H196V177L199 176L198 179H200V181H202V180L204 181V179H206V180H205V183H206V184H202V185L200 186V184H199L198 182H196V183H198V184L195 183V185H196V187H195L193 180H191V181L193 182V185H194V186H193L192 184L190 185V187L192 186V188H190V190L192 191V193H191V195H189V200H187V203H184V206H185V207H183L182 204H179V205L176 204V205H177L176 208H179V207L181 206L180 208H182L184 211H186V210H185L186 207H187V208L189 207V210H190V207L194 206V207H196L195 210H197V209L199 210V208H201V209H200V212H204V213H205L206 211H202V208L207 209V210L209 209V212H212V209H213L214 207L216 208V206H217L218 209L223 210V212L221 211V213H220L221 215H224V214H223L224 212H226L227 215H228V214L231 215V216L228 215L227 220H228L229 217H230V218H231L230 220H233V221H234V224H235L236 226L239 225L240 227H236V226L233 224L232 221H231V223H232V224H231V223H230V220L227 221V220L225 219V220L227 221V223L229 222L228 225H227V226H229V229H228V227L226 226L227 223H226L225 220H223V221H225V222H223V221L220 220V223H219V220L215 218V219L217 220L216 223L218 222V223H217L218 225H217V224L213 221V219H212V221H211L210 218H212V217L209 216L211 213H210L209 215H207V218H209V220H207V219H206V220H207L208 222H209V221L214 222V223H215L214 225H217V227H218V226H219V227H220V226L222 227V226L225 225V226L227 227V229L224 228L225 226H224L223 228H224V230L227 231L226 233L229 234V235L227 234V235L230 237L229 239H233V240H234V239L237 237V240L235 239V241H233V242H232V240L229 241L228 237L225 235L226 233H224L225 231L223 232V229H222L223 235H221V231H219V232H220V234H219V232H216V230H215V232H216L215 234H217L216 237H215V234H214V232H213V231H214V228H213V226L211 227V228L213 229V231H212L213 234H212V232H211L212 229L210 230L211 223H208V222H206V223H208L209 226H208V225H205L206 223H203V224L206 226V227L203 226V229H204V227L207 228V229L209 228V231L206 230V229L203 230V229H201V227H200V228L198 227L199 229H198L197 227H195V229L199 230L201 233H200L199 231H198L199 233L196 232V233L199 234V237L196 235V233H195V235H194V233H193V235H191V234H192L191 232H192L193 230L195 231V229L192 228V230H191L190 227H191V226H192V227H193V226H197V225H194V224H193V221H191L192 218L190 219V218H188L187 216L184 218V216H185V214H186L187 212H189L190 217H193V216H194L193 218H195V219L198 218V219H196V221L199 220V222H200V221L202 220V219H199V214H200V212L198 211V212L196 213V211H194V210L189 211V210L187 209L188 211H186V213H185V212L181 209V210H182V213H184V216L181 215L182 217H180V219L182 218L181 220L184 221V220H186V219L188 218V219H190V220L186 221V223L190 221L191 224H193V225H191V226L189 225V226H190L189 228H188V226H187V228H188V230H189V232H190V234H189V235H190V237H189L190 240H189V239H188V240L186 239V241H187V243H189L190 246H189L187 243H186V244H187V245H186V244L183 242V243L185 244V246H184V244H182V246H184V247H183L184 250H185V248H186V254H185V253H180L179 248L176 247V245H177V244L179 245L180 242L177 243V244H175V245L172 244V243H174L175 240H176L175 242H177V240H178L177 238H180V236L183 234V233H182V230H183L184 233H185V232L187 233L188 230H186V228H184V226L182 225V224H184V222H181V221L178 219V216H179V214L181 213L180 210H179L180 208H179L178 210H176V214L179 213L178 216L176 215L177 217L174 216V218H172V219H174V220H172V224H170V226H169L170 229H171L172 227L174 228L175 225H176V224L178 223V221H179V223H178V228H176V229H178V230H179V227H180V230L182 229L181 232H180V230H179V232H178L179 236H178V235L176 236L178 230H177V231L174 230V231L176 232V233H175V232L173 231V229H171V232H170V231H169L170 229L168 228V230H167V229L164 230V233L162 232L163 234H165V235L162 234V236L164 237V240L161 239V240L159 241V242H160V243H159V242H158L159 237L162 238V236H160V235H161V234H160L161 231H158L159 233L157 232L158 234H160L159 237L156 236V235H157L156 233H153V234L150 235V236H152L153 240H152V238L149 236L150 240L153 241V242L151 241V242H152V243H151L152 246H155V245H156L155 242H157V244L159 243L158 246L162 244V245H161L162 247H161V246H159V247L156 246V248H154V249H156V250H152L151 252H148L146 249H145V250H142L141 248H143V247H141V248L139 247L138 249H137V247H136V250H138V251H137L138 254L140 255V254H146V253H147L146 255L149 254V256H147V259H148V258L150 259V257L152 256V253H153V257L150 259L149 264H151V263L154 264V262L157 263V264H169V263L171 262V260H170L171 256H172L171 259H173V261L175 260L174 262H176V263H174V264H178V262H183V260H184V263H186V264H187V263H189V264H192V263L196 264L197 261H199V262H197V264H204V263L207 262V261H208V262H209V261H212V262H210V263L207 262L208 264H212V263H213V264H216V263H219V262H220V264H228V262H229V264H237V263H235V262H237V260H235V259L237 258V256H239L238 254L240 253V249H238V247H240V245H242L240 248H241V251H244V250H242V249H245L244 242L247 241V243H248L249 245L246 243V246H247V245L250 246L249 248H247V250H249V252H250V255H249V252L245 249V253L247 252L248 254H246V255H247V256H246L245 253L243 252V254H244V255H243L244 259H243V260L245 261V256H246L247 259H246V262H244V261L241 259L242 262H243L242 264H245V263L247 264V263H249V262H250L251 264H257V263L259 262V260L261 261V259H262V263L259 262L258 264H260V263H261V264H264V262H263V259H264V248H263V246H264V242H263V241H264V228H263V225H264V206H263V205H264V204L260 203L261 199H263L262 202L264 201V198H263V197H264V194L262 193V190H261V189L264 190V186H263V185H264V178H263V179L261 178V177H264V175H263V174H260V173H263V172H264V171H263V169H264V167H263V166H264V163H263V162H264V161L261 162V161L264 159L263 157H261V155H264V142H263ZM224 142H225V141H224ZM227 142H229V141H226V144H224L225 146L227 145ZM239 142H240V140L238 141V143H239ZM253 142H254V140H253ZM240 143H241V142H240ZM249 143L251 144L250 141H249ZM215 144H214V145H215ZM246 144H247V145H246ZM252 144H253V143H252ZM256 144H257V142L255 143V145H256ZM228 145L230 146V143H229ZM228 145H227V146H228ZM239 145H240V146H239ZM229 146H228V147H229ZM232 146H233V147H232ZM247 146L249 147V148H248V151H249V150L252 151V149H253V150L255 149L254 151L257 150V151H256L257 154H259L261 151L263 152L262 154L260 153L261 155L259 154L260 157H261V161H260V162H258V161L256 160V158H254V159L258 162L257 164L254 163L255 160H253L252 156L250 155V154H252L253 156L256 157V155H257L256 152L253 151V152L255 153V155H254L253 153H250L249 155H250L251 157H250L247 153H245V150L247 151V149H246ZM220 147H217V148L219 149ZM238 147H239V150H238ZM240 147H241V149H240ZM244 147H243V148H244ZM250 148H251V149H250ZM218 149H217V150H218ZM259 149H261L260 152H258ZM233 150H234V149H233ZM233 150H230V151H233ZM221 152H222V151H221ZM236 152H237V153H236ZM206 154H207L208 156H207ZM245 154H247L248 156H247V155L245 156ZM236 155H237V159H236ZM257 157H259V156L257 155ZM206 158H205V159H206ZM241 158H242V159H241ZM244 158H245V161H244ZM249 158H250V159L252 158V159L250 160ZM262 158H263V159H262ZM238 159H239V160H238ZM212 160H213V161H212ZM227 160H228L229 163L227 162ZM246 160H248L247 163H246ZM258 160H260V159L258 158ZM216 161H217L218 163H217ZM235 161H237V162L235 163ZM223 162H222V163H223ZM249 162H250V163H249ZM205 163H207L206 160H205ZM227 163H228V166H227ZM243 163H246V164H243ZM251 163H253V164H252L253 166L251 165ZM259 163H260V164H259ZM261 163H262V165H261ZM239 164H240V166L243 167L242 169H240L241 167L238 168V165H239ZM242 164H243V165H242ZM258 164H259L260 166H262V168H263V169L261 168L262 172L260 171V173H257V171H256L255 174H254L253 172H254L255 170H254L253 168H254V167H255L256 169H257L258 167L260 168V166H258ZM215 165H212V166L214 167ZM250 165H251L252 167H251ZM218 166H220L221 169H222V167H224L223 164H220V163L218 164ZM218 166H216V167H217V170H218ZM244 166H245V167H244ZM202 167H203V168H202ZM206 167H207V169H206ZM213 167H212V168H213ZM220 167H219V169H220ZM233 168H234V169H233ZM235 168H236V169H235ZM251 168H252V169H251ZM213 169H215V167H214ZM226 171H227L228 173H227ZM258 171H259V169H258ZM207 172H209V173H207ZM218 172H220V173L218 174ZM229 172H231V173L229 174ZM247 172H248L249 175L251 174L252 176H254V175H255V176L252 177L251 179H247V178L251 177V176H249V175H248L247 178L244 177V175H246ZM249 172H250V173H249ZM32 173H33V175H34L35 172L32 171ZM32 173H31V174H32ZM206 173H207V175H206ZM241 173H242V171H241ZM227 174H228V175H227ZM258 174H259V175H258ZM235 175H234V176H235ZM240 175H241V174H240ZM257 175H258V176H257ZM262 175H263V176H262ZM1 176H4V175H3V174H0V177H1ZM194 176H193V178H194ZM222 176H223V175H222ZM224 176H223V177H224ZM211 177H213V176H211ZM211 177H209V179H210ZM227 177H224L225 180H227ZM231 177L228 178L229 181H231V180H230V179H232ZM13 178H14V176H13ZM13 178H12V179H9L10 181H9V180H3V178H2V179L0 178V180H1V181H0V190L3 189L2 191H4V190L7 189L6 187L9 186L8 189H13L14 192H17V191H18L16 197L18 198V200H19L20 202H23V200H27V201L32 200V199H30L31 197H28V196H32V198H33L34 195H33L32 193L30 194L28 191H27V193H26V192H24L23 190H21V191L19 192L20 189L18 188L19 181H21V180H22V182L26 181L27 178H28L27 175L23 174L22 177H21V180H20V179H17V175H16V177H15L14 179H13ZM215 178H214V179H215ZM242 178H243V179H242ZM214 179H213V180H214ZM244 179H245V181H244ZM2 180H3V181H2ZM195 180H197V178H196ZM211 180H212V178H211ZM211 180H210V183H211ZM223 180H224V179H223ZM11 181H12V182H11ZM200 181H199V182H200ZM206 181H207V182H206ZM227 181H228V180H227ZM234 181H235V177H234V179H232V183H233ZM212 182L214 183V181H212ZM189 183H190V181H189ZM202 183H203V182H202ZM213 183H212V185H214ZM230 183H231V182H230ZM230 183H229V184H230ZM232 183H231V184H232ZM5 185H6V186H5ZM212 185H209V187L212 186ZM227 185H228V184H227ZM12 186H14V187H12ZM214 186H216V185H214ZM229 186L231 187V185H229ZM245 186H246V187H245ZM254 186H255L256 188H255ZM16 188H18V189H16ZM239 188H240L241 190H238ZM243 188H244V189H243ZM210 189H211V190H210ZM228 189H229V190H228ZM207 190H208V191H207ZM223 191H226V193H227L228 191H231L230 194H229V192H228L229 196H230L231 194L234 193L233 196H234V197H237V198H239V199H237V198H234V199H233L232 196H231L230 198H228V195H226V197L228 198V200H229V199L231 200V198H232V200H233L232 202L227 203V202H226L227 199H226V197L224 196L226 193L224 194ZM245 191H246V193H245ZM247 191H248L249 193H248ZM232 192H233V193H232ZM251 192H252V193H253V192H256V193H253V195L255 194L254 196H256L255 198L258 199L257 201H256V199L254 198V196H253L252 194H250ZM263 192H264V191H263ZM261 193H262V195H259V194H261ZM242 194H243V195H242ZM244 194H246V196H244ZM248 194H250L254 199H253L250 195H248ZM256 194H257V195H256ZM236 195H237V196H236ZM258 195H259V196H258ZM247 196H248V198H247ZM249 196H250V197H249ZM257 196H258V197H257ZM244 197H245V198H244ZM260 197H261V198H260ZM250 198H251V200H250ZM259 198H260V199H259ZM248 199H249V200H248ZM33 200H34V199H33ZM230 200H229V201H230ZM237 200H238V201H237ZM244 200H246L247 202L244 201ZM252 200H255L256 202H255V201H252ZM249 201H252V202H249ZM258 201H259V203H258ZM203 202H204V203H203ZM237 202L240 203V204L237 205V204H238ZM244 202H246V203L244 204ZM247 203H248V204H249V203H251V204L253 203V204H252V205L249 204L250 207L247 208V205H248ZM254 203H255V204H254ZM263 203H264V202H263ZM188 204H189V206H187ZM235 204H236L237 206H236ZM246 204H247V205H246ZM261 204H262V205H261ZM190 205H191V206H190ZM206 206H208V208H206ZM209 206H210V207H209ZM228 206H230V207H228ZM251 206H252V207H251ZM260 206H262V207H260ZM194 207H193V208H194ZM211 207H213V208H211ZM237 207H239V208H237ZM256 207H258V208H256ZM176 208H175V209H176ZM193 208H191V209H193ZM252 208H253V209H252ZM255 208H256V209H255ZM261 208H262V209H261ZM244 209H246V210H244ZM247 209H248L249 211H248ZM210 210H211V211H210ZM215 210H216V209H215ZM225 210H226V211H225ZM251 210H252V211H251ZM178 211H179V212H178ZM192 211H194L195 213L192 212ZM213 211H214V210H213ZM216 211H218V210H216ZM216 211H215V212H216ZM259 211H260V212H259ZM262 211H263V213H262ZM177 212H178V213H177ZM244 212H245V213H244ZM246 212H247V213H246ZM250 212H252L251 217H253V218H251V217H250V214H248V213H250ZM171 213H175V211H173V212H171ZM198 213H199V214H198ZM212 213H213V212H212ZM217 213H218V212H217ZM187 214H188V213H187ZM193 214H194V215H193ZM195 214H196V215H195ZM201 214H202V213H201ZM201 214H200V216H202ZM213 214H216V213H213ZM213 214H212V215H213ZM220 214H218V215H220ZM254 214H255V215H254ZM260 214H261V215H260ZM173 215H174V214H173ZM173 215H172V216H173ZM221 215H220V216H221ZM227 215L225 214L224 216H227ZM247 215H248V216H247ZM252 215H254V216H252ZM196 216H197V217H196ZM203 216H205V215H203ZM214 216L217 217V218L219 217V216H217V214L214 215ZM224 216H221V217H224ZM242 216H243V217H242ZM221 217H220L219 219H221ZM247 217H248V218L250 217V218L247 219ZM176 218H177L178 220H177V222L173 225V223L176 221ZM183 218H184V220H183ZM202 218H203V217H202ZM232 218H233V219H232ZM259 218L262 220L261 223L258 222ZM2 219H3V218L1 217L0 220H2ZM257 219H258V220H257ZM204 220H205V218H204ZM252 221H253V222L255 221V223H256L257 225L255 226V224H254ZM259 221H260V220H259ZM203 222H204V221H203ZM221 222L224 223V224L220 225ZM257 222H258L259 224H258ZM181 223H182V224H181ZM194 223L196 224L195 221H194ZM197 223H198V222H197ZM179 224L182 225L183 228H181L182 226H179ZM189 224H190V223H189ZM199 224H201V226L203 225L202 223H199ZM230 224H231V226H233V227H230ZM241 224H242V226H241ZM262 224H263V225H262ZM186 225H187V224H186ZM260 225H262V226H260ZM171 226H172V227H171ZM199 226H200V225H199ZM234 226H235V227H234ZM176 227H177V226H176ZM185 227H186V226H185ZM219 227H218V228H219ZM247 227H248V230H246ZM134 228H135V227H134ZM232 228H233V229H232ZM240 228H241V229H240ZM200 229H201V230H200ZM215 229H216V227H215ZM220 229H221V228H220ZM230 229H231L232 231H229ZM234 229H239V230H237L239 235H235V232H233ZM242 229H243V230H242ZM137 230H138V229H137ZM137 230L135 229L134 231H137ZM184 230H185V231H184ZM190 230H191V231H190ZM197 230H196V231H197ZM202 230H203V231H202ZM245 230H246V231H245ZM131 231H133V230H131ZM134 231L132 232V235H133ZM138 231H139V230H138ZM138 231H137V234H138V237H139L140 234H139ZM165 231H166V232H165ZM168 231H169L170 234L167 233ZM172 231H173V232H172ZM194 231H193V232H194ZM204 231H205V232H204ZM228 231H229V232H228ZM234 231H235V230H234ZM237 231H236V234H237ZM243 231L246 233L245 235H247V234L249 235V234H250L249 237L251 238V240H249V239L247 240V236L244 237L245 235H242V238L244 237V238L246 239V241L243 240L242 238H240V239H242L241 242L239 241L238 237H240V234H241V232H243ZM251 231H252V232H251ZM154 232H155V231H154ZM189 232H188V233H189ZM203 232L205 233V236H204L205 239H203L204 237H202V236L204 235ZM206 232H207V233H206ZM230 232H231V233H230ZM250 232H251V233H250ZM254 232H256V234H255ZM174 233H175V234H174ZM180 233H181V235H180ZM188 233L185 234V235H183V237H182V236H181V237H182V238L186 237V236L188 235ZM209 233H210V234H209ZM232 233H233V235H232ZM252 233H253V235H252ZM257 233H258V234H257ZM154 234H155V235H154ZM166 234H167V235H166ZM173 234H174V237H175L176 239H175L174 237H172ZM206 234H209L210 237L207 236L208 238H206ZM211 234H212V237H211ZM243 234H244V233H243ZM254 234H255V235H254ZM259 234H260L261 236H258ZM107 235H108V234H107ZM111 235H112V234L110 233L109 236H111ZM134 235H135V240L137 241L138 239H136V238H138V237H137V235H136V232L134 233ZM170 235H171V236H170ZM219 235H220V236H219ZM224 235H225L226 237H225ZM234 235H235V236H234ZM121 236H122V235H121ZM124 236H125V235H124ZM124 236H122V237H124ZM154 236H155V238H154ZM191 236H192V237H191ZM213 236H214V237H213ZM223 236H224V237H223ZM231 236H233V238H231ZM262 236H263V238H262ZM122 237H121V238H122ZM168 237H169V238H168ZM187 237H188V236H187ZM193 237H194V238H195V237H196V238H197V237L200 238V239H201V242L199 241L200 239H199V240L196 239V238H195V239H192ZM218 237H219V238H218ZM234 237H235V238H234ZM255 237H256V238H255ZM125 238H126V237H125ZM125 238H124V239H125ZM133 238H134V237H133ZM166 238H167V240L169 239V240H171V241H172L173 238H174V241H172V243H170L171 241L168 240L169 242H167V240H165ZM170 238H171V239H170ZM212 238H214L215 241L218 240L219 242L215 243V241H212V240H211ZM220 238H221L222 240H223V239H225V240L228 239V241L226 240V242H227V243H228V242H232V243H230V244H233V245H234V242H235V245H237V246L234 245V247H235V248L237 247L236 249L239 250V251L236 250L235 253H237V254H235L234 251H233L235 248H231V247H233V245L230 246L229 243L227 244L226 242H223V244H221L222 240H221ZM118 239H119V240H117V242L119 241V242L121 243L120 238H118ZM122 239H123V238H122ZM156 239H157V241L154 242V240H156ZM207 239H209V240H207ZM219 239H220V240H219ZM127 240H129V243H130V239L127 238ZM135 240H134V241H135ZM150 240H149V241H150ZM195 240H197V241H195ZM225 240H224V241H225ZM112 241H113V240H112ZM123 241H124V240H123ZM123 241H122L123 245H121L122 243H121V244L119 243V244L121 245V247H123L124 244L128 242V241H127V242H125V241L123 242ZM136 241H135V242H136ZM163 241L165 242V244L168 243V244H167L168 246L165 245L164 243H162ZM178 241H179V240H178ZM183 241H184V239H183ZM191 241H192V243H190ZM194 241H195V242H194ZM202 241H205V243H206V241H207V243H209V245H208L207 243L205 244V243L202 242ZM258 241H260L261 243L258 242ZM141 242H142V240H141ZM193 242H194V243H193ZM198 242H200V243H198ZM249 242H252V243H249ZM262 242H263V243H262ZM129 243H127V244H129ZM142 243H143V242H142ZM149 243H150V242H149ZM196 243H197V244H200V245H201V243L204 244V245H201V247L204 246V248H202V251H201V252H203V254L200 253V250H199V248H200L199 246H200V245H199V246H198V245L194 246ZM224 243H226L227 247H226V245H225ZM238 243H241V244L238 246ZM242 243H243V244H242ZM113 244H114V243H113ZM127 244H125V247H123V248L126 249L128 246H129V247H133V246H131V244H129L128 246H127ZM163 244H164V245H163ZM169 244H171V245L169 246ZM180 244H181V243H180ZM216 244H217V247H218V249H217L218 251L215 250V249L217 248V247H216ZM261 244H262L263 246H262ZM107 245L109 246V244H107ZM117 245H118V244H117ZM120 245H119V246H120ZM136 245H138V246L140 245V244L138 243V241H137V244H136ZM142 245H144V243H143ZM142 245H141V246H142ZM178 245H177V246H178ZM205 245H206V246H205ZM223 245H225L226 248H225ZM243 245H244V247H243ZM113 246H114V245H113ZM119 246H117V247H118L119 249H121ZM163 246H165V247L163 248ZM166 246L169 247V249H167ZM182 246L179 245V247H182ZM191 246H192V248H191ZM197 246L199 247V248H197L199 251H198L197 249H193L194 247L196 248ZM207 246H208L209 249L207 248ZM209 246H211L212 250H210L211 248H210ZM213 246H214V247H213ZM260 246H262V247H260ZM117 247H115V248L117 249ZM129 247H128V249H126V252H127V250H131V248H129ZM160 247H161V248H160ZM172 247H173V248L176 247V248H175V252L173 251L174 249H173ZM219 247H220V248H219ZM221 247H222V248H221ZM223 247H224V248H223ZM242 247H243V248H242ZM109 248H110V247H109ZM133 248L135 249V245H134ZM144 248H145V247H144ZM170 248H171V250H170ZM177 248H178V249H177ZM187 248L190 249V250H188ZM134 249H132V251H133ZM158 249H159V250H158ZM160 249H161V250H160ZM221 249H222V251L220 252L219 250H221ZM224 249H225V251H224ZM258 249H259V250H258ZM112 250H113V247H112L111 251H112ZM178 250H179V254H178L179 257H182V254H184V256H183L182 259H179V257L176 255V256L178 257V260H176L177 257H175V253H176ZM192 250H193V251H192ZM205 250L208 251V252H206ZM213 250H214V252H215V254H214V258H216V259H215L216 261H215V260L213 261V254H212ZM231 250H232V251H231ZM111 251H109V254H112V253L115 251V249L112 251V253H111ZM116 251H117V250H116ZM116 251L114 252V254H116ZM118 251H119V250H118ZM118 251H117V252H118ZM139 251H140V252H139ZM141 251H142V253H141ZM144 251H147V252L144 253ZM153 251H155V252H153ZM156 251H157V253H156ZM161 251H165V253H162ZM168 251H169V254H168ZM188 251H191L192 253L189 252L190 254H188ZM211 251H212V252H211ZM216 251H217V252H216ZM229 251H230V253H229ZM120 252H121V251H120ZM123 252H125V251H123ZM128 252H131V251H128ZM134 252H136V251L134 250ZM134 252H132V254H133ZM158 252H161V253H158ZM172 252H174V255H172V254H173ZM182 252H185V251H182ZM198 252H199V253H198ZM205 252H206V253H205ZM214 252H213V253H214ZM218 252H219V253H218ZM222 252H223V253H222ZM227 252H228V253H227ZM232 252H233V253H232ZM238 252H239V253H238ZM118 253H119V252H118ZM121 253H122V252H121ZM121 253H119L120 255H119V254H118V255H119V256H122V257H125V258H123V259H127L128 261H130V259L134 256V255H133L131 258H129V255H130L131 253H129V255H128V254H125V253H123V255H121ZM177 253H178V252H177ZM177 253H176V254H177ZM204 253H205V254H204ZM207 253H208V254H207ZM210 253H211V254H210ZM221 253H222V254H221ZM114 254H113V255H114ZM132 254H131V255H132ZM159 254H160V255H159ZM167 254H168V255H167ZM170 254H171V256H170ZM180 254H181V255H180ZM197 254H200V255H197ZM219 254L222 255L221 258L223 257V260L227 259L228 257H231V258H228L227 260H225V262H227V263H221V262H223V260H222V259H219L218 257H216V256H219ZM225 254H226V255H225ZM227 254H228V255H227ZM230 254H234L235 256H234V255L231 256ZM241 254H242V252H241ZM85 255H86V254H84L83 256H85ZM116 255H117V254H116ZM118 255H117V256H118ZM126 255H127V256H126ZM135 255L137 256L136 253H135ZM139 255H138V256H139ZM146 255H144V256H146ZM156 255H157L158 257H157ZM164 255H165V256H164ZM166 255L168 256V258H167ZM185 255H186V256H185ZM192 255H193V257H192ZM195 255H197L198 257L195 256ZM206 255H208V256L210 257V259H208V258H207L208 256L206 257ZM229 255H230V256H229ZM236 255H237V256H236ZM58 256H59V258L62 257V255H61V257H60V255H58ZM160 256H161V257H160ZM169 256H170V258H169ZM190 256H191V257H190ZM194 256H195V257H194ZM227 256H228V257H227ZM233 256H234L235 258H234ZM262 256H263V257H262ZM85 257H86V256H85ZM85 257H84V258H85ZM127 257H128L129 259H128ZM142 257H143V256H142ZM142 257H139V258L141 259ZM163 257H165L166 259H169L170 261H169V260H166L165 258L163 259ZM173 257H174V258H173ZM188 257L191 258V260H190ZM200 257H201V258H200ZM202 257H203V258H202ZM219 257H220V256H219ZM243 257L241 256L240 258H243ZM105 258H106V257H105ZM108 258H109V256L107 257V259H108ZM136 258H137V257H136ZM153 258H154V259H153ZM155 258H157L158 261H157V259H155ZM175 258H176V259H175ZM206 258H207L208 260H207ZM211 258H212V259H211ZM217 258H218V261L220 260L219 262L217 261ZM224 258H225V259H224ZM232 258H234V259H233V260H230V259H232ZM240 258L238 259V264H240L239 262H241ZM257 258H258L259 260H258ZM260 258H261V259H260ZM133 259H135V257H134ZM137 259H138V258H137ZM149 259H148V260H149ZM186 259H187V260H186ZM200 259H201V260H200ZM204 259H205V260H204ZM249 259H250V260H249ZM255 259H256V261H255ZM0 260H1V259H0ZM59 260H60V259H58V261H59ZM99 260H100V259H99ZM110 260H111V259H110ZM127 260H125L123 264H125V262H126V264H127ZM131 260H132V259H131ZM143 260L146 261L145 257H144L142 260H140L139 262L142 263L141 261H143ZM148 260H147V261H148ZM155 260H156V261H155ZM160 260H162V263H161ZM165 260H166V261H169V262H166ZM239 260H240V261H239ZM3 261H4V260H3ZM56 261H57V260H56ZM104 261H105V260H104ZM104 261L102 262L103 264H105ZM145 261H143V262H145ZM147 261H146V264H148ZM151 261H153V262H151ZM187 261H188V262H187ZM191 261H193V262L191 263ZM194 261H196V262H194ZM202 261H203V262H202ZM230 261H231V262H232V261H235V262H232V263H231ZM248 261H249V262H248ZM253 261H254V262H253ZM100 262H101V261H100ZM100 262H99V264H101ZM105 262H106L107 264L109 263V262H107V261H105ZM130 262H131V261H130ZM130 262H128V263L131 264ZM132 262H133V261H132ZM139 262H137V263L140 264ZM159 262H160V263H159ZM163 262H164V263H163ZM3 263L13 264L12 262H6V261H4ZM16 263H18V262H16ZM121 263H122V262H121ZM121 263H120V264H121ZM250 263H249V264H250ZM0 264H2V260H1V263H0ZM14 264H15V262H14ZM19 264H20V263H19ZM59 264H61V263H59ZM133 264H134V262H133ZM170 264H172V263H170ZM205 264H206V263H205Z\"/></svg>","mask_w":264,"mask_h":264},{"label":"clouds","instance_id":"obj_3","mask_svg":"<svg viewBox=\"0 0 264 264\" xmlns=\"http://www.w3.org/2000/svg\"><path fill=\"white\" fill-rule=\"evenodd\" d=\"M151 147V145H149ZM159 149L169 156H177L181 145L171 137L158 140ZM22 163V150L14 142L0 139V174L5 177L17 172ZM26 223L17 231L13 243L21 252L47 251L59 242L61 224L49 216V206L37 201L26 214Z\"/></svg>","mask_w":264,"mask_h":264}]
</instances>
